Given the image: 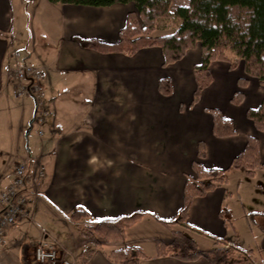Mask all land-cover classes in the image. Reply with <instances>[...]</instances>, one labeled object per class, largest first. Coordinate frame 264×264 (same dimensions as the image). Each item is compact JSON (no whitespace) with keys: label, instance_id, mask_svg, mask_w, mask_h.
Instances as JSON below:
<instances>
[{"label":"crops","instance_id":"0c3cea01","mask_svg":"<svg viewBox=\"0 0 264 264\" xmlns=\"http://www.w3.org/2000/svg\"><path fill=\"white\" fill-rule=\"evenodd\" d=\"M188 1L170 0L169 9L173 11ZM50 4L60 13V28L61 17L66 28L87 15L104 30L82 34L66 29L69 31L62 38L61 30H45L46 51L34 49V41L30 48L16 47L18 34L9 0H0V186L10 182L22 159H28V182L39 169L44 172L29 215L7 227L3 234L0 264H40L34 259V248L42 239L56 249L60 264H79V253L92 243L82 229L92 221L136 209L162 218L175 215L182 203L187 176H196L192 161L198 159L199 141L204 142L205 154L199 160L205 169L227 168L249 135L257 137L260 145L264 142V130H257L245 113L247 108L260 104L264 83L249 76L246 85L240 87L239 78L233 82L228 63L215 60L209 66L211 83L197 102L186 104L175 94L178 90L193 92L195 88L193 67L201 58L199 44L188 49L180 60L166 65L162 64L163 55L157 46L141 48L131 55L98 52L80 45L75 37L116 41L127 12L134 9L133 3ZM20 61L40 71L42 95L49 106L43 134L36 137L29 138L28 129L24 132L34 114L33 97L18 96L11 75L12 67ZM163 76L171 82L169 95L157 89L158 79ZM219 78L230 79L231 90L241 89V102L233 104L237 107L228 105L224 109L218 100L204 103L206 92ZM74 81L76 87H71ZM221 85L223 93L217 89L214 99L224 94L226 84ZM225 93L230 102V94ZM208 107L219 108L232 121L236 134L214 136ZM23 136L28 146L23 147ZM231 170L239 169L230 168L229 173ZM255 177L258 184L264 185L262 170L247 178ZM226 186L225 181L204 196L195 197L186 225L166 227L152 216L143 215L125 229L124 240H101L84 264H116L107 255L124 245L142 249L147 257L139 264H211L204 256L193 261L156 256V241L170 243L174 231L194 240L200 251L232 245L254 259V253L235 236L233 222L225 225L220 213L233 196L227 193ZM236 193L239 197L237 189ZM77 207H83L88 218L73 221L70 213ZM215 238H223L225 243Z\"/></svg>","mask_w":264,"mask_h":264},{"label":"trees","instance_id":"16d2710c","mask_svg":"<svg viewBox=\"0 0 264 264\" xmlns=\"http://www.w3.org/2000/svg\"><path fill=\"white\" fill-rule=\"evenodd\" d=\"M51 3L76 4L90 6H110L114 3L132 2L134 9L126 14V22L118 31V39L114 42L101 41L98 38L75 37L77 42L98 52L134 54L145 47L157 46L163 55V65L180 60L185 52L199 44L201 58L193 67L195 88L191 104L198 101L201 92L212 81L210 63L225 61L229 69H234L239 62L244 72L264 83V0H189L185 5L176 6L170 11V0H47ZM172 19V32L153 35V31L162 20ZM165 24V23H164ZM240 87L246 85L247 79L239 78ZM157 89L163 95L172 92L170 79L160 77ZM243 93L237 90L231 102L239 104ZM212 116V134L216 137L236 134V129L229 118L223 116L217 107L206 109ZM246 116L255 128L264 130V97L257 107L246 109ZM197 157L192 161L195 177L187 176L182 203L171 218H162L153 212L136 209L131 212L97 219L83 227L82 232L91 240L85 250L77 257L79 264H84L100 246L101 240L122 241L125 229L139 220L143 215H150L166 227L171 224H187L189 208L195 197L204 196L218 184L226 181V173L230 168L244 170L247 177H253L255 171L264 172V142L260 145L257 137L249 135L244 147L234 156L227 168L205 169L200 158L205 154L204 142L199 141ZM222 215V211H220ZM89 214L83 207H77L70 213V218L80 222ZM227 225L226 220H224ZM261 246L264 248V227ZM216 242L225 243L223 238H215ZM239 248H213L200 251L194 240L181 231H174L170 243L156 241L155 255H170L179 260L193 261L204 256L211 264H245L242 257L233 256L232 252ZM108 259L116 264H139L147 256L138 246L124 245L111 250Z\"/></svg>","mask_w":264,"mask_h":264},{"label":"rangeland","instance_id":"374dc122","mask_svg":"<svg viewBox=\"0 0 264 264\" xmlns=\"http://www.w3.org/2000/svg\"><path fill=\"white\" fill-rule=\"evenodd\" d=\"M52 5L53 4H50L47 0H9L10 12L13 15L14 31L18 34V39L15 41L16 47L26 48L28 46V48H30V43L34 41L36 42L34 49L46 51L47 47L44 44V36L46 35L43 34L45 30L48 32L53 31L54 33L61 30V38L64 32H68L69 30L82 34H99V31L104 30L102 25L97 21H91L87 15L80 16L82 18L78 24L66 28L64 27L61 17L60 28L59 22H57L60 13L52 8ZM172 25V19L162 20L152 34L161 35L170 33L173 30ZM230 71H232L230 74L233 76V82H235L237 78L247 79L249 77L243 71L240 62L234 69H230ZM230 81V79L223 81V79L219 78L216 85L206 92L204 103L207 104L214 102V100H218L221 107L224 109H227L228 105L229 107H237L233 105L231 98L237 90L241 89L237 88L235 91L231 90ZM221 83L226 84L224 88L226 89L225 92H228L231 96L230 102L229 99L226 98L225 92L223 95H217V99L213 98L217 89H220V92L223 93L221 91ZM75 84L76 82L74 81L71 87H76ZM146 87L147 90H149V85ZM250 87L252 88V85H250ZM175 95H180L182 101L188 104L189 101L192 100L191 95L193 96V92L192 90L188 92L178 90ZM27 129L30 132L28 135L29 138L36 137L35 134L37 135V131L35 124L30 125L29 122H27L24 132ZM23 137V147L28 146V142L26 141L27 137ZM229 170L230 169H228L226 173V188L227 193L233 196L232 199H228V207L225 206L222 215L227 225H230L231 221L233 222L236 230L235 236H237L238 240L242 242L245 247H248L252 253H254V259H251L247 251L240 252L235 250L232 254L235 257H242L245 264H264V248L261 246L263 235L262 228L264 227V185L261 183L258 184L259 179L256 177L254 180H249L250 178H247L244 170H231L230 173ZM236 189L239 192V197L236 193ZM59 259L60 257H58V262Z\"/></svg>","mask_w":264,"mask_h":264},{"label":"built area","instance_id":"2783aa9c","mask_svg":"<svg viewBox=\"0 0 264 264\" xmlns=\"http://www.w3.org/2000/svg\"><path fill=\"white\" fill-rule=\"evenodd\" d=\"M11 75L16 83L17 95L33 97L35 108L32 124L36 125L37 134L42 135L43 125L50 111L42 95L40 71L30 63L20 61L12 67ZM27 166L28 159L20 160L10 182L0 186V241L7 227H11L29 215L32 201L37 197L38 182L44 176V172L39 169L28 182L26 180ZM34 259L40 264L59 263L56 249L43 239L34 249Z\"/></svg>","mask_w":264,"mask_h":264}]
</instances>
